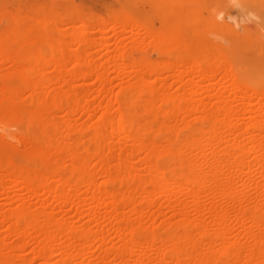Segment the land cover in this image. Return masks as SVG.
I'll use <instances>...</instances> for the list:
<instances>
[{"label":"bare ground","instance_id":"bare-ground-1","mask_svg":"<svg viewBox=\"0 0 264 264\" xmlns=\"http://www.w3.org/2000/svg\"><path fill=\"white\" fill-rule=\"evenodd\" d=\"M171 2L0 0V264H264V89Z\"/></svg>","mask_w":264,"mask_h":264},{"label":"rangeland","instance_id":"rangeland-1","mask_svg":"<svg viewBox=\"0 0 264 264\" xmlns=\"http://www.w3.org/2000/svg\"><path fill=\"white\" fill-rule=\"evenodd\" d=\"M71 10L83 12L84 19L90 17L107 18L122 9L125 0H71ZM172 1V0H171ZM174 19L191 23H213L219 26V35L226 42L231 31L235 34L233 51H227L228 44L221 47L225 63L233 66L242 79L264 89V52L259 55L252 49L242 50L248 41H257L264 35V0H173ZM189 5L188 13L181 14L180 7ZM68 9L66 11L69 12ZM141 20H149L154 27L159 23L157 12L143 9ZM205 31L201 30V33ZM1 33V32H0ZM202 33V34H203Z\"/></svg>","mask_w":264,"mask_h":264}]
</instances>
